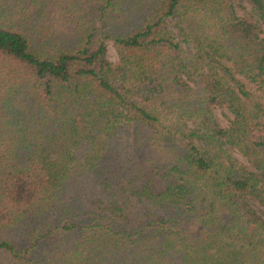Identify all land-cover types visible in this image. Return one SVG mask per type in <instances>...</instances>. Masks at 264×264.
<instances>
[{"label": "trees", "instance_id": "16d2710c", "mask_svg": "<svg viewBox=\"0 0 264 264\" xmlns=\"http://www.w3.org/2000/svg\"><path fill=\"white\" fill-rule=\"evenodd\" d=\"M0 264H264V0H0Z\"/></svg>", "mask_w": 264, "mask_h": 264}, {"label": "rangeland", "instance_id": "374dc122", "mask_svg": "<svg viewBox=\"0 0 264 264\" xmlns=\"http://www.w3.org/2000/svg\"><path fill=\"white\" fill-rule=\"evenodd\" d=\"M237 11H239L238 7H237ZM105 56L107 57L108 60H111L112 62H115L117 60V55H116L115 49L110 39H105ZM239 77L242 78L241 75H239ZM242 79L246 81L245 78H242ZM213 111H214L217 121L221 125H225L227 122L228 116H230V112L228 111V109L225 106L223 107L217 106L213 108ZM236 155L242 160L245 159V157L238 152H236Z\"/></svg>", "mask_w": 264, "mask_h": 264}]
</instances>
